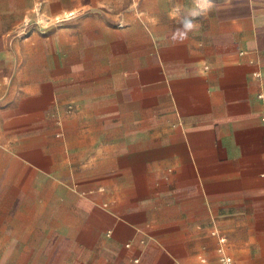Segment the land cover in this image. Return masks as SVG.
I'll return each instance as SVG.
<instances>
[{"label": "crops", "instance_id": "1", "mask_svg": "<svg viewBox=\"0 0 264 264\" xmlns=\"http://www.w3.org/2000/svg\"><path fill=\"white\" fill-rule=\"evenodd\" d=\"M193 10L0 0V264H264V0Z\"/></svg>", "mask_w": 264, "mask_h": 264}, {"label": "built area", "instance_id": "2", "mask_svg": "<svg viewBox=\"0 0 264 264\" xmlns=\"http://www.w3.org/2000/svg\"><path fill=\"white\" fill-rule=\"evenodd\" d=\"M71 16H73V13H69L66 17L46 16L44 14L42 6L38 4L35 8V15L27 16L23 19L20 33L23 36H28L35 31L45 33L50 26L61 25L66 19L70 18ZM220 241L223 243L225 241V238H221ZM219 260L221 264H235L233 257L226 253L224 247L219 248Z\"/></svg>", "mask_w": 264, "mask_h": 264}, {"label": "clouds", "instance_id": "3", "mask_svg": "<svg viewBox=\"0 0 264 264\" xmlns=\"http://www.w3.org/2000/svg\"><path fill=\"white\" fill-rule=\"evenodd\" d=\"M213 8V0H195V10H193L189 15L181 18L180 23L182 24L183 32L181 33L184 36H187V33L192 31L195 27L193 18L206 14ZM178 11V10H177ZM176 13L174 12L173 15ZM175 35L173 39H175Z\"/></svg>", "mask_w": 264, "mask_h": 264}, {"label": "rangeland", "instance_id": "4", "mask_svg": "<svg viewBox=\"0 0 264 264\" xmlns=\"http://www.w3.org/2000/svg\"><path fill=\"white\" fill-rule=\"evenodd\" d=\"M239 14H240L241 16H242V15H246V14H248L247 6H240Z\"/></svg>", "mask_w": 264, "mask_h": 264}]
</instances>
